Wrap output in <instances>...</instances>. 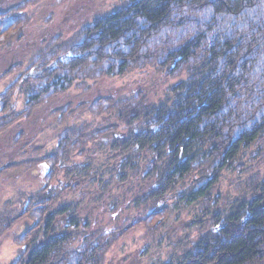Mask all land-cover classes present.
Returning <instances> with one entry per match:
<instances>
[{"label": "trees", "instance_id": "16d2710c", "mask_svg": "<svg viewBox=\"0 0 264 264\" xmlns=\"http://www.w3.org/2000/svg\"><path fill=\"white\" fill-rule=\"evenodd\" d=\"M43 1L0 0V182L12 189V195L0 197V247L13 234L16 251L6 264H18L23 256L37 264H98L108 249L99 255L89 243L102 245L106 239L101 236L111 234L96 229L95 216L103 203L113 214L110 220L117 219L120 208L111 181L102 192V172L180 169L184 154L192 155L191 161H201L202 190L197 197L203 199L220 171L234 165L244 173L249 160L264 159V0H123L66 38L63 30L46 29L53 22L45 12L47 5L38 17L32 15ZM82 10L85 7L79 15L86 16ZM131 70L158 71L164 86L139 80L129 89L131 94L122 96L123 110L138 101L133 114L138 115L141 133L150 132L148 125L162 126L156 128L154 141L138 139L137 166L130 150L123 162V154L117 160L108 157V150H127L119 143L103 147V157L114 162L101 159L98 134L92 144L90 137L99 119L90 123L89 137L80 135L77 126L86 122L67 124L79 109L87 108L98 118L104 104L107 109L118 106L114 96L89 99L90 81L99 85V79ZM170 79L176 80L167 84ZM103 92L111 90L105 86L97 94ZM42 117L58 132L57 143L13 161L12 155L26 153L29 145L24 141L35 137ZM160 143L169 144L172 161L152 168L157 152L169 155ZM71 156L79 159L72 163ZM187 166L185 161L183 170L188 171ZM73 174L88 183L81 192L69 184ZM243 182L250 202L242 195L231 200L227 215L235 211L243 223L204 250L220 246L218 264H264V174H251ZM49 186L53 189L47 192ZM125 205L135 219L156 216L155 211L147 214L146 202L133 212Z\"/></svg>", "mask_w": 264, "mask_h": 264}, {"label": "flooded vegetation", "instance_id": "af4514ba", "mask_svg": "<svg viewBox=\"0 0 264 264\" xmlns=\"http://www.w3.org/2000/svg\"><path fill=\"white\" fill-rule=\"evenodd\" d=\"M103 79V78H102ZM104 93V92H103ZM97 94L96 97H110L114 96L119 100L118 106L115 108H109L104 106L99 108V117L96 118L97 121L96 125H99V127L96 130H93L90 137L91 144L96 140L93 139V135L95 133L98 134V139L102 144V147L99 152V156L104 161L109 160L113 161L111 158L105 159L103 155L105 152L103 151V147H106V144L110 142L111 145H114L116 143H119L122 148H126L127 150L124 152L123 150L119 151H110L108 150V157H114L115 160L118 159V157L123 154L119 160V162H123L124 155L128 154V150H130L131 155L134 156L135 162L134 166H137L138 162V145L139 140L138 139H144L148 138V142H152L156 138V132L155 130L162 128V126H156L155 124L148 125L147 128L150 129V132H143L141 133L139 131L138 126V115L133 114V111L139 110L138 108V101L136 102H130V107H128V110L121 109L122 106V96L125 95L122 92L118 94H113V91L106 94ZM95 93L92 94V96ZM127 94V93H126ZM132 111V112H131ZM128 112H131V115L128 116ZM95 114V113H94ZM126 119V121L124 120ZM41 122L39 121L40 129L44 130V132L39 133V138L42 139L43 136H46V141L43 144H39L40 147L42 146L46 149L54 144L57 143L58 139V132L52 130V125H48V120L45 117H42ZM115 120H117L115 122ZM44 121L46 123H44ZM129 121H132V124H129ZM44 123V124H43ZM89 119H87V122L85 124H82L78 129H82L81 132H79L80 135L89 137V130L92 129V125L89 124ZM103 123V124H102ZM109 124V126L107 125ZM95 125V126H96ZM110 128V129H107ZM157 128V129H156ZM77 129V130H78ZM113 130V131H112ZM112 131V132H111ZM111 132V134H110ZM141 134V138H139V135ZM111 135L115 138H120L119 141H116L117 139H111ZM78 136H74L73 138L68 139L67 142L71 143L75 138ZM161 145V143H160ZM162 147H166L168 156H163L162 150L157 152L152 151V154L156 153V162L154 161L152 163V168L159 167V166H166L169 165V163L164 162L168 159L171 160V150L169 147V144L161 145ZM135 147V150L132 148ZM197 151V148L195 149ZM192 155L187 156V154H184L182 157V167L180 169L172 168L169 171L164 172H158V171H148V172H138L137 170L131 171H122L119 172H102L101 173V180H102V192H105V189L107 188V184L111 181V187L110 189L115 191L114 196L119 197L116 199L117 203L119 204L120 208L118 211L121 210L122 206H126V212L128 213V207L125 204H129V210L133 212V209H138L139 206L146 202V210L147 212H156V216L160 214L162 211H173L174 219L169 227L170 234L173 233H181L183 230L185 231L188 228V225L190 226V222H195V225H201L202 217H198L195 219H192L189 221V219L186 218V214H183L184 220L183 222L180 221V217L178 218L179 212H181L186 205H192L196 203L198 200H200L197 196L202 190V178L203 174L201 173V161L200 158H196L195 160L191 161ZM86 158V156H85ZM79 159L78 157L71 156V162H77L76 160ZM185 161L188 163V171L183 170V166ZM133 166V165H132ZM114 177L113 180H111V177ZM81 179L85 178H74V174L69 179V184L71 185V188H76L78 191H82L86 184L81 181ZM67 183L63 185L66 186ZM51 191L53 187L49 188ZM108 189V188H107ZM109 190V189H108ZM48 191V192H49ZM127 196H132L130 203H124L126 201ZM151 207H148V206ZM103 209L102 211L95 216V222L98 223L99 227L96 228L98 231H101L103 234L110 233L109 237L101 236V239L105 242L100 244H93V242H90V246H94L95 250H99V255H102V253L108 249V253L111 250V247L119 238V236L122 235V233L117 232L118 234H115V231H120V225L122 220L120 219V214L118 212L117 219L110 220V217L113 216V214L110 211V207L107 206V204L103 203L102 205ZM183 208V209H182ZM217 209V208H216ZM216 209L214 212L211 213L212 217H216L218 213H216ZM90 212L87 211V214L89 215ZM229 212L227 213V215ZM236 212L231 211L230 216H226V220L222 223L220 221H217L213 218V220L208 222L210 223L209 228L207 229V232L199 233L196 236L195 240H191L189 242V245L187 248L183 250H175L170 249L171 246H173L166 237H159L158 238V244L156 245V242L154 241V247L151 250V253L155 256L156 259L159 261H155L153 264H218L219 260L222 257V253L219 251V247H215L213 251L204 252V250L207 247H212L215 244H217V241L219 239H223V236L230 235L235 231V228L238 227L240 221H237L235 218ZM85 216V215H84ZM131 218L134 217V215H130ZM86 217V216H85ZM106 217H109L106 219ZM153 218V217H152ZM167 219H165V216L161 215L160 219H157L156 221H153L151 219L145 221L148 225V229L151 226H157L158 224L164 223ZM237 222L239 225H237ZM157 223V224H156ZM155 224V225H154ZM127 227H124L126 229ZM129 229V228H128ZM126 229V230H128ZM125 230V231H126ZM205 231V230H204ZM233 235V234H232ZM96 239V237H94ZM107 238L110 239L109 242H107ZM226 239V238H224ZM183 245L180 244L179 247ZM155 246L158 247V250L155 251ZM104 253L103 256L106 255ZM26 255V254H25ZM138 258V255H137ZM146 258H149V255L146 256ZM103 257L100 256L99 260H97L98 264H101ZM93 262V260H92ZM19 264H37L36 262H32L31 259L27 258L26 256H23ZM115 264H117L115 262ZM129 264V263H128ZM150 264V263H148Z\"/></svg>", "mask_w": 264, "mask_h": 264}, {"label": "rangeland", "instance_id": "374dc122", "mask_svg": "<svg viewBox=\"0 0 264 264\" xmlns=\"http://www.w3.org/2000/svg\"><path fill=\"white\" fill-rule=\"evenodd\" d=\"M121 4H123V0H63L61 2H59L58 0H44L36 7L32 15L35 18L38 17L47 5L48 8L45 10V12L51 13L53 22L50 25H46V29L58 28L60 30H63L67 33L64 35V38H66L75 30H78L81 24H86V22H89L96 15L108 14L115 6H119ZM84 7L86 11L82 10V12L86 13V16L79 15L80 9ZM159 76L161 77V74L158 71H154L151 73L148 72V70H131L125 75L118 76L117 78L99 79V85L94 86L95 83L90 81V85L93 87V93L95 94L92 96L93 93H91L89 99L93 100L96 97L97 93L99 91H102V88L105 86L107 87V90L113 91V94H118L121 92L123 94H131L129 92V89L132 90L133 88H136L139 80H143L146 84L154 85L160 82L158 81ZM176 79H170V81H167V84L175 82ZM157 85H159V89L164 88V86H161L162 83H158ZM162 94V90H160L158 95L161 96ZM87 119H89L90 123L93 120H96V118L90 113V110H88L87 108L79 109V114L71 119L67 124H70L73 121L87 122ZM80 125L82 124L79 123L77 126ZM41 131L44 132V130L40 129L38 121L35 129V137L31 140L24 141L29 145L24 149L26 153L15 154L16 152H14L15 155L11 156L13 161H17L19 159H27L29 154L32 153V149L34 148H36L37 150H42V148H44L43 146L41 148L39 145L45 143L46 141V136H43L42 139L39 138V133ZM29 136L31 135L29 134ZM2 146L3 145L0 144V150H2ZM254 159L249 160L248 156L244 158V161L249 160L247 171L244 173H240L239 171L234 170V165L231 169L227 167L224 170L220 171L213 189L209 192L206 198L200 199L192 205H186L184 209L182 208L183 210L179 212L180 215L178 214V218H181V222L185 221L183 214H186V218L189 219V221L198 217H202V220L201 225H195V222H190V226L188 225V228L185 231L183 230L181 233L170 234L169 232V227L173 222L175 214L173 211H163V213L161 211L160 214L151 218V220L156 221L157 219H160L161 215H164L165 219H169H167L164 223L158 224L154 227L151 226L148 229V225H146L147 223L145 222V220L142 221L135 219V216L131 218V216L126 212V209H124V212H121L120 216V219L122 220L119 227L120 231H115L116 234H118L117 232H120L122 233V235L117 238V240L111 247L110 252H107L103 257L101 264H115V262L117 264H153L156 260L159 261L151 253V250L154 247V241H157V245L159 237H166V239L173 245L170 249H173L174 247V251L187 248L189 242L191 240H195L196 236L199 233L205 234L207 232V229L210 226L208 220L211 221L214 218L222 223L226 220V216L229 212L230 207L229 202H231V200L238 199L239 196L242 195L244 201L250 202L249 191L245 186L246 182H243V178H248V176L251 174H264V159L261 157H259L255 161ZM240 181H242V183ZM29 182L32 183V180H30V178L28 183ZM238 184L240 185V187L238 186ZM49 187L46 189L47 192L50 190ZM241 189H244L243 193ZM8 195H12V189L10 187H7L6 185L1 184L0 182V197L6 198ZM148 207L151 206L149 205ZM215 209V212L218 213V215L216 217H212L211 213L214 212ZM143 217V214H141L139 219H143ZM237 225H239L238 222ZM124 227H127L126 229H129L126 230L124 229ZM20 228L21 225H17L15 227V229L19 230ZM12 235L13 234H8V241H6L4 243V246L0 248V264L5 262L8 263V260L16 255V253H14L15 246L12 244ZM10 236H12V238ZM182 243L183 245L179 247V245ZM157 250L158 247L155 246V251ZM147 255H149V258H146Z\"/></svg>", "mask_w": 264, "mask_h": 264}, {"label": "water", "instance_id": "95a60500", "mask_svg": "<svg viewBox=\"0 0 264 264\" xmlns=\"http://www.w3.org/2000/svg\"><path fill=\"white\" fill-rule=\"evenodd\" d=\"M29 76V74H26L24 77L27 78Z\"/></svg>", "mask_w": 264, "mask_h": 264}]
</instances>
